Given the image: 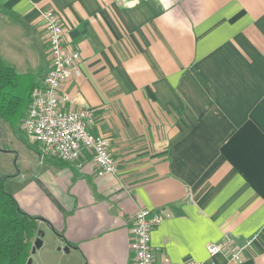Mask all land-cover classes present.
<instances>
[{
    "label": "crops",
    "instance_id": "obj_1",
    "mask_svg": "<svg viewBox=\"0 0 264 264\" xmlns=\"http://www.w3.org/2000/svg\"><path fill=\"white\" fill-rule=\"evenodd\" d=\"M45 10L80 56L62 92L93 111L117 171L99 178L87 153L64 163L28 142L31 178L11 175L7 192L58 247L30 264H129L140 209L166 215L154 262L230 264L206 250L230 240L241 264H264V0H0V58L36 87Z\"/></svg>",
    "mask_w": 264,
    "mask_h": 264
},
{
    "label": "built area",
    "instance_id": "obj_2",
    "mask_svg": "<svg viewBox=\"0 0 264 264\" xmlns=\"http://www.w3.org/2000/svg\"><path fill=\"white\" fill-rule=\"evenodd\" d=\"M41 16L46 32L48 67L40 85L31 94L20 129L27 141L37 147L41 157L75 163L87 153L95 165L97 177L114 175L117 168L109 153V141L88 130L93 111L72 109L70 97L62 92L66 82L80 76V56L65 45L66 29L60 17L52 10L42 11ZM165 217L161 210L136 212L130 228L129 264H168L167 261L154 262L151 251V233ZM206 250L210 259L222 254L230 264H241V249L230 240L209 244ZM190 264L215 263L210 260Z\"/></svg>",
    "mask_w": 264,
    "mask_h": 264
},
{
    "label": "trees",
    "instance_id": "obj_3",
    "mask_svg": "<svg viewBox=\"0 0 264 264\" xmlns=\"http://www.w3.org/2000/svg\"><path fill=\"white\" fill-rule=\"evenodd\" d=\"M35 87L30 74L17 72L0 58V120L12 128L18 127ZM39 221L44 222L19 208L0 180V264L27 263L40 236Z\"/></svg>",
    "mask_w": 264,
    "mask_h": 264
},
{
    "label": "rangeland",
    "instance_id": "obj_4",
    "mask_svg": "<svg viewBox=\"0 0 264 264\" xmlns=\"http://www.w3.org/2000/svg\"><path fill=\"white\" fill-rule=\"evenodd\" d=\"M34 157H37L35 150L28 145V141L20 129V124L16 128L10 127L7 123L0 120V180H3L5 189L7 191L8 182L12 180L14 183H20V181H26L31 178V172L33 171ZM20 173V177L18 176ZM18 177V178H17ZM31 207L37 209L35 204L31 203ZM20 208V207H19ZM24 213L25 209L20 208ZM44 220L38 223V232L43 234L42 243L43 248L37 254L31 253V260L37 261L40 253L52 252L55 248L57 232L54 231L50 225H48L45 219L40 216H35ZM69 259H63L55 261L56 264H68Z\"/></svg>",
    "mask_w": 264,
    "mask_h": 264
},
{
    "label": "water",
    "instance_id": "obj_5",
    "mask_svg": "<svg viewBox=\"0 0 264 264\" xmlns=\"http://www.w3.org/2000/svg\"><path fill=\"white\" fill-rule=\"evenodd\" d=\"M40 237H42V233H40ZM40 237L36 240L31 253H34L36 249L42 246V241L40 240ZM30 263H31V259L29 258L26 264H30Z\"/></svg>",
    "mask_w": 264,
    "mask_h": 264
}]
</instances>
